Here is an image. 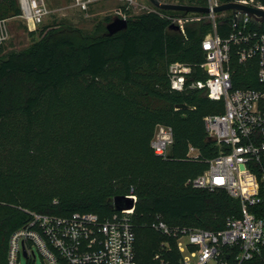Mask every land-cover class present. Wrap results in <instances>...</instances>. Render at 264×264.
<instances>
[{
  "label": "trees",
  "instance_id": "1",
  "mask_svg": "<svg viewBox=\"0 0 264 264\" xmlns=\"http://www.w3.org/2000/svg\"><path fill=\"white\" fill-rule=\"evenodd\" d=\"M123 10L130 13L128 27L113 35L109 16L93 31L70 24L47 29L23 51L7 50L0 40V264H8L12 233L27 223L19 207L107 218L118 211L114 198L134 189L138 264H180L178 238L152 225L158 215L172 227L218 231L242 213L241 201L226 190L188 184L221 151L208 136L204 117L223 113L224 101L210 99L207 89L173 90L169 79L177 61L192 65L188 83L207 78L202 43L214 31L212 20L189 22L183 32L166 15L196 13ZM21 14L19 0H0V21ZM230 16L217 20L222 36L232 30ZM250 27L264 32L255 21ZM231 70L234 88L261 87L257 60L240 63L235 48ZM161 124L174 130L166 158L152 148ZM191 146L199 150L196 160L187 155ZM250 166L262 182L264 155ZM250 210L264 217V204ZM242 264H264V249Z\"/></svg>",
  "mask_w": 264,
  "mask_h": 264
},
{
  "label": "built area",
  "instance_id": "2",
  "mask_svg": "<svg viewBox=\"0 0 264 264\" xmlns=\"http://www.w3.org/2000/svg\"><path fill=\"white\" fill-rule=\"evenodd\" d=\"M97 1L100 0H73V3L82 12H88ZM121 1L132 13L134 7L143 11L158 10L152 3L149 6L141 0ZM159 1L175 3V0ZM19 2L21 16L35 24L44 21L48 14L45 0ZM238 2L250 5L246 1ZM220 4L219 0H209L207 6ZM217 14L211 10L207 14L166 15L171 24L183 32L186 24L205 17L212 20L214 27L202 43L206 60L201 66L207 78L188 83L192 65L177 61L169 67V79L173 90L207 89L210 99L224 101L223 113L204 117L206 132L221 151L209 161L208 169L190 179L188 184L198 189L226 190L241 201L242 213L239 217L228 218L226 227L218 231L172 227L158 215L152 225L162 234L178 238L180 264H232V261L242 264L264 249V217H258L250 210L251 206L264 204V177L261 182L250 166L264 155V32L251 28L250 24L253 21L264 24L247 14L232 11L229 18L232 30L222 36L217 31ZM129 16L125 10L120 13L121 18L128 19ZM6 36L5 21H0V40L4 41ZM234 48L240 63L257 60L260 88H234L231 70ZM173 144V128L158 125L152 140L155 154L166 158ZM187 155L196 160L200 153L191 146ZM126 196L134 200V207L117 211L107 218L93 212L58 216L19 207L28 215V220L9 239L8 264H22L23 257L26 264H36L38 257L41 264H138L133 223L138 197L133 192Z\"/></svg>",
  "mask_w": 264,
  "mask_h": 264
},
{
  "label": "rangeland",
  "instance_id": "3",
  "mask_svg": "<svg viewBox=\"0 0 264 264\" xmlns=\"http://www.w3.org/2000/svg\"><path fill=\"white\" fill-rule=\"evenodd\" d=\"M237 1H246L250 5L264 8V0ZM141 2L151 6L150 0H141ZM184 2L185 0H175V3L183 4ZM45 5L48 14L41 24H35L21 15L5 20L7 36L3 44L7 50H26L40 41L42 33L45 30L62 24H70L82 28L85 31H93L101 27V25L106 24V19L109 16H120V13L123 12L124 2L121 0H100L93 3L88 12H82L75 7L73 0H45ZM132 10H134L132 14L144 12L135 7ZM231 13V10L219 12L216 15V19L218 20ZM196 16L201 17V15ZM131 192H134V189ZM26 262V259L23 257L22 264H26ZM41 263L42 260L38 257L36 264Z\"/></svg>",
  "mask_w": 264,
  "mask_h": 264
},
{
  "label": "water",
  "instance_id": "4",
  "mask_svg": "<svg viewBox=\"0 0 264 264\" xmlns=\"http://www.w3.org/2000/svg\"><path fill=\"white\" fill-rule=\"evenodd\" d=\"M151 3L162 10H172V11H182L186 13H209L211 10L215 12H224V11H233L234 13H243L252 17L254 20L258 22H262L264 24V9L258 8L255 6L246 5L244 3L233 1L228 3H222L219 6L211 7L208 6H199V5H188V4H180V3H163L159 0H150ZM182 16V15H178ZM236 22H237V16ZM128 27V20L121 18L120 16H114L113 20L107 24V30L109 35H113L119 31L125 30ZM173 27H176L173 25ZM177 28V27H176ZM179 108H189L186 104H179ZM212 139V138H210ZM113 205L116 210L121 211L124 209H130L134 207V200L130 197L125 196H117L114 198ZM26 255V253H25Z\"/></svg>",
  "mask_w": 264,
  "mask_h": 264
}]
</instances>
